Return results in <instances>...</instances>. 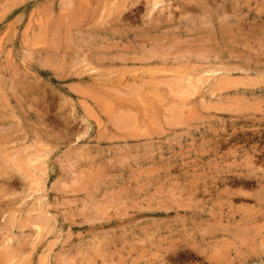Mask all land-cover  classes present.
<instances>
[{"label":"rangeland","instance_id":"obj_1","mask_svg":"<svg viewBox=\"0 0 264 264\" xmlns=\"http://www.w3.org/2000/svg\"><path fill=\"white\" fill-rule=\"evenodd\" d=\"M0 191V264H264V0H0Z\"/></svg>","mask_w":264,"mask_h":264},{"label":"bare ground","instance_id":"obj_2","mask_svg":"<svg viewBox=\"0 0 264 264\" xmlns=\"http://www.w3.org/2000/svg\"><path fill=\"white\" fill-rule=\"evenodd\" d=\"M151 83H152V82H151ZM151 83H150V84H151ZM196 83H197V82H196ZM197 84H198V83H197ZM179 86H180V85H179ZM187 86H188V85H187ZM175 88H176V87H175ZM155 89H156V88H155ZM180 89H181V88H180ZM171 91H172V90H171ZM192 92H193V91H192ZM156 95H157V94H156ZM130 115H131V114H130ZM3 191H4V189H3ZM0 193H1V191H0ZM3 193H5V192H3ZM3 193H2V194H3ZM3 195H4V194H3ZM1 200H2V199H1ZM1 262H2V261H1Z\"/></svg>","mask_w":264,"mask_h":264}]
</instances>
